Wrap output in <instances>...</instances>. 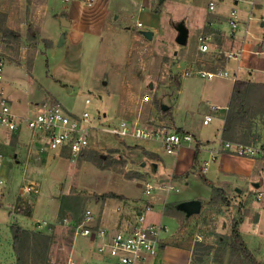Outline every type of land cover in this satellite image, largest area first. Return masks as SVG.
Wrapping results in <instances>:
<instances>
[{"label":"rangeland","instance_id":"374dc122","mask_svg":"<svg viewBox=\"0 0 264 264\" xmlns=\"http://www.w3.org/2000/svg\"><path fill=\"white\" fill-rule=\"evenodd\" d=\"M55 1V9L51 11L53 19L45 26L52 30L54 21L58 28L55 13L71 9V30H74L75 38L60 44L61 37H65L63 30H66V27L61 26L62 32L56 42L51 40L52 43L47 44L45 40L49 38H41L40 27L32 22L29 27L32 25V35L35 36L30 37L27 31L25 39L21 35L20 41L0 31V57L4 61L3 87L16 90L17 96L27 102L32 96L38 97L46 86L49 93L40 104L60 102L71 114L79 116L88 111L93 135L96 137L93 149L111 153L122 162L102 168L90 159H80L68 152L60 154L48 149L41 151L37 145L36 151H39L41 156L31 160L35 164L32 163L30 168L23 161L16 162L13 159L14 146H4L5 150L7 149V160L6 165H1L0 169V178L4 180V183L0 184V264L16 263L10 229L14 222L29 229L36 225L34 230L51 234L48 264H52L53 260L54 264H66L71 241L76 240L71 239V227L66 225L63 219L69 218L79 222L86 208H92L91 204L100 200L97 194L112 190L129 196L126 201L135 199L143 201L142 203H146V200L152 199L156 194H173L176 197L189 194L201 197V210L192 215H184L182 221L188 225L187 235L195 242L197 257L195 261L193 258L191 264H233L236 256L230 255L227 246L233 241V222L236 218H242L240 232L255 257L264 263V183L256 181L260 173L253 174L250 179L222 184L225 190L222 194L229 204L217 195L211 200L215 195L213 186L220 184L213 176L216 165L212 162H209V171L203 173L200 172L201 163L198 165L197 161L195 166L198 168L194 170L196 175L189 178L188 183L184 179L175 181L178 191L165 192L155 189L147 195L142 183L150 181L153 184H167L171 179L175 155L167 153L157 140L138 138L130 141V138L126 139L103 130V125L109 121L116 122L123 116L134 119L135 116L129 108L137 105L140 107L138 100L145 94L150 95L149 102L158 101L163 106L172 107L171 113L175 115L177 111L181 120L187 118L193 125L200 124L202 115L198 113V107L200 104L204 105L207 99L201 94L202 87L209 84L233 83L231 77L224 79L215 76L209 80L203 77L202 73L196 72H233L226 52L214 51L215 48L210 43L207 51L198 49L195 54L185 58L180 51L174 53L172 47L168 50L165 48L175 30L178 29L179 34L182 33L181 25L190 28L192 32L200 25L203 13L198 12H204L202 2L205 0H199V3L197 0V4L195 0H137L134 4L126 0L123 4H117V0H93L92 4L84 0ZM216 1L219 4L213 13L227 11L232 4L235 5L233 0ZM246 1L251 0L244 2ZM28 2L30 4L31 0ZM78 4L79 8L73 10ZM57 16L70 20L64 11L57 13ZM139 22L142 24L138 25ZM155 27L158 28L155 36L148 38L144 31H153ZM193 35L194 33H191L187 43L190 46ZM176 40L172 43L180 48L181 45ZM181 59H185L187 68L185 63L176 66ZM190 70L194 73H186ZM242 77L239 75V78ZM252 78L263 83V78ZM183 84L185 86L179 96ZM87 98L90 99L89 102ZM124 98L128 100V107L126 111L125 108L120 111V103ZM23 107L24 116L29 117L37 112L36 108ZM245 110L244 119L238 122L232 141L253 144L259 148L254 157L243 156L257 157L259 169L264 167V85L255 86ZM142 121H145H140L144 125L162 126L151 120L148 111L146 119ZM165 123L170 128L168 120ZM214 125L213 121L201 130V137L209 139L210 143L214 139H217V143L220 140V136L215 134L216 131L212 132ZM141 140L154 142L161 148V165L146 159L138 148L129 147L139 143L143 145ZM189 147L184 144L182 148ZM46 153L47 156L44 155ZM164 161L167 165H164ZM44 164L45 168L39 175L29 173L31 169ZM36 171L38 169L34 170ZM137 171L144 177L127 175ZM262 175L264 178V174ZM207 178L212 179V184L207 182ZM31 180L38 183L39 193L33 205H28L32 209L38 202L39 206L33 214L28 215L15 211V206L22 187ZM208 192L212 193L207 194ZM43 221L47 224L39 227ZM99 244L100 242L97 245ZM39 262L37 255L32 251L27 264Z\"/></svg>","mask_w":264,"mask_h":264},{"label":"crops","instance_id":"0c3cea01","mask_svg":"<svg viewBox=\"0 0 264 264\" xmlns=\"http://www.w3.org/2000/svg\"><path fill=\"white\" fill-rule=\"evenodd\" d=\"M123 1L124 0H117V4H123ZM126 1L134 4L137 0ZM195 1L197 4V0ZM210 1L211 0H205L204 2H202L204 12H198V14L203 13V16L200 19V25H198L194 32H192L190 28H187L186 42L180 44V48L172 43L173 40H176L179 35V31L177 29L171 34L169 39L170 43H168L169 45H167L165 48H167L168 50L170 49V47H172L174 53H178L180 51L183 54L182 56L185 58L190 54H195L198 49L202 51L200 49L199 36L203 35L207 38V42L215 48L214 51L227 52L231 50L235 51L240 48L245 49L240 60L233 58L229 59V66L233 67V72L230 71L231 74H237L238 77L239 75L243 77L247 75L249 76V78H263L264 72L262 70V57L260 56V54L252 52V50L253 47L256 48V46L261 43L262 38L264 37V0H251L246 2H244L243 0H233L235 5L232 4L229 10H220L216 13H213L212 11L217 9L219 3L217 2L215 8L211 9L209 7ZM55 2V0H31V3L29 4L28 0H0V12L5 13L7 16L5 22L6 26L13 30L20 31L23 39H25L29 24L32 22L34 23V25H37V27H40L41 38H49L53 43H55L56 39L62 32V26L66 27L64 28L66 30H63L65 34V42L71 41V38H75L76 36L73 33L74 30H71V9H63L55 13L54 18H56V20L58 21V28L55 26L54 21L52 22V30H49L45 26L48 21L53 19L54 15L51 16V11L55 9ZM78 8L79 4L77 5V7H73V10ZM232 8H238L241 15L240 27L235 32H233L229 23V14ZM63 11L66 12L68 18H70V20H68V25L62 24L61 19L57 16V13ZM250 15H252L251 19H249ZM246 27L250 29L251 34L247 35L245 33ZM157 30L158 28L155 27V29L153 30V37L155 36ZM191 33H194V35L192 38V45L190 46L187 43L189 42ZM176 42L178 41L176 40ZM183 63H185V59L179 60L176 66L178 67ZM185 68H187L186 63ZM220 77L227 79V77ZM233 85L234 80L232 84H209L204 88L202 87L201 94L202 96L204 95L205 97H207V99L204 101V105L200 104L198 107V113L202 115V122L197 125H193L192 121L187 118L181 120L177 111H175V115L171 113V115L169 116L170 119H168V116H164V114H162L157 109L156 104L153 102H142L141 99H139L138 102L141 104L140 107L137 105L133 108H129V110L131 109L133 115L135 116L134 119L138 118L141 122L145 123V121L142 120L146 119V113L148 111L152 121H155L162 126H167L165 121L168 120L171 129H173V127L181 128L183 131L190 132L194 135L195 140L192 142V144L189 145V148H182V150L180 149L176 154H174L175 161L173 171L170 174V184L176 186L175 181L177 179H184L188 183V179L196 175V172L194 170L198 167L196 166L195 169H193V165L195 162V153L197 147L199 148L197 160L198 165L201 163L200 172L207 173L209 171V162L215 164L216 168L214 170L213 176L218 180L220 186L222 184H231V182L237 180L250 179L255 173L261 174L258 176L260 179L258 178L256 181H259V183H264V178H262V174H264V167L261 166L258 169L257 165L259 159L257 157L247 158L241 155L237 156L234 153L220 148L219 145L221 139L233 140V138L231 137L225 138L223 136V127L231 101ZM184 86L185 84H183V87L179 90V96L182 93ZM43 89L44 91L41 92L38 97L32 96L29 98V100H27V102L22 100L20 96H17L16 90H7L3 87V92L4 95L9 98L13 110L18 114L23 115V106V108L27 106V108H36L37 110L39 109L38 107L39 105H41L40 102L43 101L49 93L46 91V86H44ZM127 102L128 100L125 98L121 100L119 108L120 111L124 108L125 111L127 110ZM213 105H219L221 106V109L213 111ZM209 112H212L214 114L213 119L208 124H204L203 119ZM213 121L215 125L212 132L216 131L215 134L217 136H220V140L218 143L216 142L217 139L212 140L213 142L210 143L209 139L201 137V130L203 129V127L210 125ZM12 134L15 136V138H13ZM136 139L138 138H130L129 140L134 141ZM29 142H31V138L29 129L27 127L23 126L20 133H11L4 129L0 130V146L2 147V149H4L3 151L5 152V154L7 153V149L5 150L4 146H14L15 149L14 151H12L14 152L13 159L16 162L23 161L26 166L31 168L32 163H34L31 160L33 158H39L41 156V153L39 151H36L37 145H34L32 151L29 152ZM141 143L147 149L160 154L161 148L154 142L141 140ZM47 153L50 154L49 152ZM47 153L44 155L47 156ZM6 160L7 159L5 158L2 161V163L0 164V169L1 165H6ZM37 163L39 164V162H36V164ZM159 165H161V163H158V166ZM164 165H167L165 161ZM44 168L45 164L39 165V167L36 166L35 168L31 169L29 173L39 175L44 170ZM37 169L38 171L34 172V170ZM185 170H192V172H190V174L185 178L172 177L173 174H183ZM146 182L148 181H144L142 183V185L144 186L145 194ZM207 182L212 184L213 181L212 179L207 178ZM176 188L177 190L174 191L179 190L177 186ZM156 189L165 192L173 191L162 188ZM114 192L124 195L126 199L107 197L96 200L91 204V209H93L95 213L94 223L96 225L107 228L110 232H116L120 229H128V227L131 228L136 224V213L133 212L130 208H137L138 210H141L145 209L148 204H151V209L147 210L148 221L165 224L167 226V230L162 234L161 245L157 256L149 258L146 261L141 262L140 264H191L195 242L192 241L187 235L188 225H185L184 223H182V221L184 215L188 216L192 215V213L186 211L183 208L182 203L191 199H200L201 197H193L189 194L183 197H176L173 194H156L152 199L150 198V200H146V203H142L143 201L139 202L135 199L132 201H126L129 196L122 192ZM209 193L211 194L212 192H208L207 194ZM19 200L20 197H18V201ZM38 206L39 203L37 202V204L33 206V211L31 214L36 211ZM123 207H125L126 210L122 209ZM34 227L31 228L34 229ZM169 227L171 228L170 230ZM72 238L76 241H71L70 251L66 264H68L70 259L76 260L77 264H116L114 258L98 252L97 241H91L83 236L74 237L71 233V239ZM81 238H83L84 240L77 241V239ZM54 262L55 261L53 260L52 264H54Z\"/></svg>","mask_w":264,"mask_h":264},{"label":"built area","instance_id":"2783aa9c","mask_svg":"<svg viewBox=\"0 0 264 264\" xmlns=\"http://www.w3.org/2000/svg\"><path fill=\"white\" fill-rule=\"evenodd\" d=\"M88 4H92L93 0H84ZM245 1V0H243ZM217 1L211 0L209 7L215 8ZM252 15L249 16V19ZM229 23L233 32L237 31L241 23V15L237 8H232L229 14ZM142 23L139 22L138 25ZM245 33L251 34L248 27ZM200 49L207 51L209 43L205 36H199ZM244 48L238 50L227 51L229 58L240 60L243 55ZM252 52L260 54L262 57V70L264 72V37L260 44L253 48ZM208 79L215 76L231 77L234 81L238 78L237 74H231L228 70H198ZM186 73H194L193 70ZM3 75L4 62L0 57V130L4 129L8 132H18L27 127L30 132L31 142H29V151H32L34 145H39V149L52 150V152L69 153L78 157L81 151L91 149L95 146V138L93 135V126L90 120L88 111H84L82 115L71 114L60 102L50 101L39 106L37 112L27 117L18 114L13 110L9 98L3 92ZM264 82V77H263ZM150 95L145 94L141 101H149ZM90 99L87 98V102ZM213 111L221 109L219 105L212 106ZM214 114L209 112L203 119L204 124H208L213 119ZM103 130L109 131L115 135L128 138H140L147 140L159 141L167 153L176 154L184 144H192L195 140L194 135L190 132H179L167 126H149L140 123L139 119L131 120L127 117H122L116 122L109 121L103 125ZM37 143V144H35ZM220 148L231 153L241 156L254 157L258 153V147L249 143L221 139L219 142ZM5 152L0 146V164L5 159ZM4 180L0 178V184ZM156 188L166 190H177L176 186L169 182L165 185L153 184L150 181L146 182L145 191L147 195ZM39 193L38 183L31 180L29 184L22 187L20 191V200L17 204L29 203L33 205L34 200ZM121 209V207H120ZM122 209L126 210L125 207ZM128 209V208H127ZM136 213V224L128 229H120L116 232H110L107 228L98 226L94 223L95 213L91 208H86L85 213L79 222L71 221L69 218H64L66 225H70L71 233L74 237L83 236L94 242H100L97 245L98 252L108 255L115 259L116 264H140L149 258L157 256L162 234L167 230V226L158 222H149L147 218V210L151 209V204H148L145 209L138 210L130 208ZM46 225L43 221L39 227ZM98 244V243H97ZM68 264H77L76 260L70 259Z\"/></svg>","mask_w":264,"mask_h":264},{"label":"trees","instance_id":"16d2710c","mask_svg":"<svg viewBox=\"0 0 264 264\" xmlns=\"http://www.w3.org/2000/svg\"><path fill=\"white\" fill-rule=\"evenodd\" d=\"M6 14L3 12H0V31H3L5 35L13 36L16 40H21V33L19 31L13 30L7 26H3V24L6 22ZM32 25H30L28 30V35L30 37H34L32 35ZM47 44H51V40L46 39L45 40ZM263 86V83L254 81L253 78L249 77H242L237 78L234 81L232 95H231V101L229 104V108L226 114L225 123L223 127V136L225 138H235L233 137L234 130L238 126V122L240 120L244 119L245 114V108L248 105V100L250 97V94L252 90L255 88V86ZM156 106L159 110H161L165 115H171V107L165 105H161L158 101L155 102ZM175 130L179 132H183L181 128H175ZM13 138L15 136L13 135ZM138 148L141 152V154L148 160L155 161L157 163L162 162V158L160 155L156 152H153L149 149H147L145 146L140 144H135V146H130ZM198 150L199 148H196L195 153V162L193 165V169H195V164L198 160ZM80 159H90L93 162H95L97 165H99L102 168H106L109 165L121 163L122 160L120 158L114 156L111 153L106 152H99L96 149H85L80 152L78 155ZM121 161V162H119ZM163 163V162H162ZM192 170H188L187 172L183 174H173V178H185L187 177ZM129 176H138V177H144L143 174H141L139 171L135 172V174L127 173ZM215 195L211 197L214 198V196H219L222 201L229 204L225 196L222 194L224 193V188L222 186H213L212 188ZM106 197H114V198H120V199H126L124 195L118 194L114 191L104 192L102 194H97V198H106ZM23 205H27L24 207ZM30 205L27 203L22 202L21 204H16L15 211L21 212L24 214H31L32 209H30ZM242 223V218H236L233 222V241L227 246V251L230 253L231 256H236V258L233 261V264H264L260 260H258L255 255L253 254L252 250L249 248L246 240L244 239L242 233L240 232V224ZM11 232H12V244L15 252L16 257V263L15 264H27L28 257L30 253L33 251L37 255V258L39 259V264H48L50 262V257L48 255L50 243H51V234L45 233V232H38L36 230H32L29 228H25L18 224L17 222H14L10 226ZM221 251V250H220ZM195 249L193 250V256L192 260L194 258V261L196 260L197 254H195ZM195 254V255H194ZM36 260V259H35ZM247 261V262H246Z\"/></svg>","mask_w":264,"mask_h":264},{"label":"water","instance_id":"95a60500","mask_svg":"<svg viewBox=\"0 0 264 264\" xmlns=\"http://www.w3.org/2000/svg\"><path fill=\"white\" fill-rule=\"evenodd\" d=\"M62 24L68 25L69 21L66 18H62L61 19ZM182 33H180L177 37V40L180 44H183L186 42V36H187V28H184V26H182ZM180 27V28H181ZM145 35L148 38H152L153 36V31L151 30H145L144 31ZM65 42V37L62 36L61 40H60V44H63ZM201 200L200 199H191V200H187L185 202L182 203L183 208L188 211L189 213H196L199 212L201 210Z\"/></svg>","mask_w":264,"mask_h":264}]
</instances>
